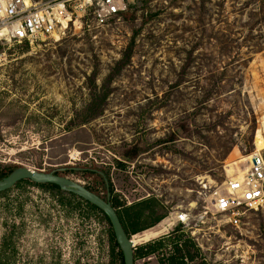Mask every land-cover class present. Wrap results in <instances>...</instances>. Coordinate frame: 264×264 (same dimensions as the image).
Masks as SVG:
<instances>
[{
    "label": "rangeland",
    "instance_id": "374dc122",
    "mask_svg": "<svg viewBox=\"0 0 264 264\" xmlns=\"http://www.w3.org/2000/svg\"><path fill=\"white\" fill-rule=\"evenodd\" d=\"M64 1L75 22L85 0ZM74 22L58 38L0 45V165L104 195L100 171L125 206L155 199L165 217L130 238L164 222L134 249L166 245L135 264H161L180 233L199 248L192 264H264V212L240 230L209 211L181 231L169 219L179 207L202 215L201 181L221 185L264 154V0H136L102 28ZM108 229L64 191L0 193V264H109Z\"/></svg>",
    "mask_w": 264,
    "mask_h": 264
},
{
    "label": "built area",
    "instance_id": "2783aa9c",
    "mask_svg": "<svg viewBox=\"0 0 264 264\" xmlns=\"http://www.w3.org/2000/svg\"><path fill=\"white\" fill-rule=\"evenodd\" d=\"M135 1L85 0L77 6L81 14L74 22V12L64 0H0V45L58 38L78 21L82 26L99 29L119 19ZM86 16L88 20L83 23ZM200 185L201 192L209 196L205 211L194 217L190 209H174L169 214L171 225L190 227L193 221L203 223L209 211L240 230L248 224L250 214L264 212V160L258 151L251 152L244 168L227 175L221 185L205 181Z\"/></svg>",
    "mask_w": 264,
    "mask_h": 264
},
{
    "label": "trees",
    "instance_id": "16d2710c",
    "mask_svg": "<svg viewBox=\"0 0 264 264\" xmlns=\"http://www.w3.org/2000/svg\"><path fill=\"white\" fill-rule=\"evenodd\" d=\"M17 168L19 167L0 165V180L10 175ZM55 173L61 175L60 172H55ZM97 173H99L98 175H100L102 180L104 179L103 186L105 188L107 187V184H108L109 192L111 195L110 202L112 206L115 208L120 218V221L124 227V230L129 238L131 237L132 234H136L149 227L156 225L158 222H160L165 217V214L156 215V206L158 205L157 204L158 202L155 199L142 200V201L134 203L131 206H125L124 203L120 202L117 196L113 194V190L111 188V181L110 180H108V182L105 181L106 180L105 173L100 172V171H98ZM21 182H28L34 186H38L42 188L43 187L54 188L60 192H63V190L61 191V188L58 185L52 184V183H34L28 179H25V180L18 182L17 184ZM85 187L89 189L90 191L100 195L103 198L107 197L108 191L104 195H101L94 188H91L88 186H85ZM66 193L69 194V196L79 200V202L85 204V206H87V209L90 210L91 212H98L104 216V218L107 220L109 224L108 241L110 243V254L109 255L111 257L109 264H118V263L125 264L124 257H123V251L115 238V234H114L111 221L109 217L105 214V212L101 210L99 207L90 203L88 200H85L70 192H66ZM148 209L150 210V212L148 213L149 215H146L145 212ZM176 231H181L180 225L177 227ZM167 239L173 243V247H172L171 254L166 258L164 257L162 258L161 264H192V262H194L195 260H198V257L200 255L199 248L196 247V245L192 243L190 239L183 236L182 233L174 235L171 238L169 236ZM165 245L166 244L162 243V241H159V242L154 241L153 243L147 245L144 248V251L140 252L139 254L137 252V249H134V258H136L139 255L153 253ZM201 264H205L204 261H202Z\"/></svg>",
    "mask_w": 264,
    "mask_h": 264
},
{
    "label": "water",
    "instance_id": "95a60500",
    "mask_svg": "<svg viewBox=\"0 0 264 264\" xmlns=\"http://www.w3.org/2000/svg\"><path fill=\"white\" fill-rule=\"evenodd\" d=\"M28 179L34 183H52L58 185L61 190L73 193L85 200H88L93 205L99 207L109 217L115 238L123 251L124 263L135 264L134 247L135 243L132 238L126 234L120 218L110 202V192L106 198L90 191L85 186L74 182L73 180L56 174L54 172L34 171L30 168L19 167L10 175L0 180V193L14 187L18 182ZM108 188V184H107Z\"/></svg>",
    "mask_w": 264,
    "mask_h": 264
},
{
    "label": "bare ground",
    "instance_id": "6f19581e",
    "mask_svg": "<svg viewBox=\"0 0 264 264\" xmlns=\"http://www.w3.org/2000/svg\"><path fill=\"white\" fill-rule=\"evenodd\" d=\"M259 152V151H258ZM262 157H263V160H264V154H262L261 152H259ZM234 172V168L231 166V168L229 167L227 169V173L230 175ZM159 227L161 226V229H158V230H147L145 232V234L142 236V237H139V238H136L134 241V243L136 244L138 241H145V240H148L150 238H153V237H156L157 235H159L162 231L166 230V227L164 225V222H161L159 225Z\"/></svg>",
    "mask_w": 264,
    "mask_h": 264
}]
</instances>
